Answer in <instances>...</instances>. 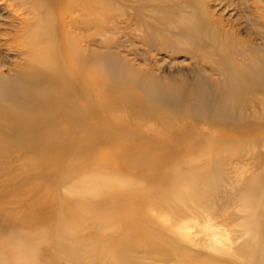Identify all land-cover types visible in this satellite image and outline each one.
Wrapping results in <instances>:
<instances>
[{
    "label": "bare ground",
    "instance_id": "1",
    "mask_svg": "<svg viewBox=\"0 0 264 264\" xmlns=\"http://www.w3.org/2000/svg\"><path fill=\"white\" fill-rule=\"evenodd\" d=\"M245 3L237 28L223 18L221 0H0V134L55 119V108L47 109L55 98L65 118L56 133L66 150L121 139L110 154L122 160L117 168L133 163L144 171H128L127 186H97L95 195L104 194L98 203L108 195L132 198L131 208L114 210L128 214L123 226L142 231L143 244L130 248L140 260H130L264 264V0ZM74 13L84 19L81 29L71 24ZM129 50L140 51L145 68L127 57ZM161 51L168 55L155 58ZM34 168L20 193L55 173L52 163ZM209 196L219 211L201 205ZM43 204L34 211L51 203ZM0 206L2 217L7 207ZM98 216V229L120 227ZM52 232L44 238L66 257L81 260L90 251L84 241L77 248L71 236ZM27 242L8 264H35L28 252L36 245ZM97 243L106 251L95 247L89 256L136 264L117 261L109 238Z\"/></svg>",
    "mask_w": 264,
    "mask_h": 264
},
{
    "label": "rangeland",
    "instance_id": "2",
    "mask_svg": "<svg viewBox=\"0 0 264 264\" xmlns=\"http://www.w3.org/2000/svg\"><path fill=\"white\" fill-rule=\"evenodd\" d=\"M221 3L223 4L222 8L226 12L223 18H226L235 27L238 26L237 28L243 26L245 21V0H221ZM119 19L121 28H125L123 19ZM83 20L77 13H74L71 17V24L81 29V26H83L81 21ZM121 36L122 34L119 36L118 41L121 44V49L127 52L128 48L125 47L127 45V38ZM85 39L88 38L84 37ZM129 51L127 57L138 66L145 68L146 64L140 51ZM164 53L161 51L154 57L160 59L159 57L164 55ZM182 53L184 52L177 53L174 57L180 59L184 56ZM165 54L168 55L167 53ZM3 65L4 68L11 66L9 62H3ZM59 105L54 98L47 109L52 110V108H55L56 118L42 120L36 127L30 129L31 131L29 130V132L23 133L20 131L19 126H21V123H19L10 128L3 129L0 134V202L6 204L7 207L4 215L2 213V217H0V264L10 263V258L14 257V253L19 254L22 245L25 242L30 243L27 240L33 241L36 245L29 246L35 248L33 255L30 254L32 251L28 252V258L33 260L35 264H61L62 257V263L64 264L78 262H85L84 264L106 263L109 256H106L104 259L100 258L99 260L89 256L93 253L95 247L106 251L104 246L99 247L97 243V238L99 237L109 238L111 247L119 251L121 256L117 255V261L122 259L125 262L131 261L140 264L136 261L140 260V257L132 254L130 248L131 246L134 248L140 247L143 244V242H139L142 231L137 230L133 232L128 226H123L124 221L122 220L128 214L114 211L115 209L131 208L132 198L125 196L117 200L113 196L108 195L102 203H98V197H103L104 194L96 196L95 191L97 186L112 182L121 184V186H127L128 182H126V178H129L130 174L128 171H132L140 176L144 171V167L129 163L124 167L117 168L118 163H122V160L117 155L110 154L112 153L111 149H113V146L115 147L116 144L122 142L121 139L104 143H102V140L98 142L89 141V143L81 144L80 148L77 147L78 150H66L60 144L56 133L58 129L61 130L65 126L63 114L56 110ZM17 108L21 109L19 106ZM39 112H41V109ZM104 117L108 118L107 116ZM33 124L36 123L33 122ZM140 139L145 138L140 137ZM40 162L48 165L54 164V176L50 181L47 178L45 185H42V182L36 185V190H31V187L26 185L20 193L19 185L26 184L29 181L30 175L35 170L34 167ZM229 168H231V165ZM96 177H99L98 184L90 181ZM85 196L90 199L82 200ZM70 198H77L78 201L74 202L75 204L69 203ZM27 200H30L29 203L25 202ZM47 202L51 204L48 207L46 205L43 211H34L36 207L44 206L43 203L47 204ZM211 202L209 196L202 199L201 205L208 207L212 211H219L222 207H217L215 204L212 205L213 203ZM71 209L75 210V213L67 214ZM106 215H109L112 220L121 221L120 227L113 224L109 229H98L96 227L97 216L105 217ZM59 224L63 226L62 230L54 228ZM51 228L53 229L51 235L54 237L60 238L62 235L71 236L75 240L71 242L79 243L77 248L83 244L82 241L85 244H89L90 251H87L82 256L85 258L81 260L78 257L70 258L66 257L64 252L56 251L53 244L48 241V238H44V235H47ZM41 238H44L46 242ZM124 243L130 245L127 246L128 249L123 247L121 249L120 244L124 245ZM186 245L193 249L196 248L191 242H186ZM108 249H110L109 244ZM199 250L204 251L205 249ZM208 251L211 252L210 250ZM58 255L62 257L57 260L56 257ZM132 257L136 260H130ZM192 259L198 260L197 258ZM230 263L227 262L226 264Z\"/></svg>",
    "mask_w": 264,
    "mask_h": 264
}]
</instances>
